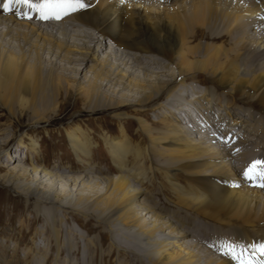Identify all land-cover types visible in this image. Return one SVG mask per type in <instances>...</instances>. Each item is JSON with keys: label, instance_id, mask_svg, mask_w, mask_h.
<instances>
[{"label": "bare ground", "instance_id": "bare-ground-1", "mask_svg": "<svg viewBox=\"0 0 264 264\" xmlns=\"http://www.w3.org/2000/svg\"><path fill=\"white\" fill-rule=\"evenodd\" d=\"M32 2L38 3L39 0ZM84 2L88 5L85 9L69 13L59 20H43L23 0H13L8 12L3 10L4 0H0V106L13 117L16 113L23 115L28 112V121L37 125L47 122V117L57 111L59 94H68L73 88L78 99L84 100L87 111L110 109L116 118L122 120L128 118V113L122 108L128 110L130 105V109L135 111L137 107L147 106L165 96L166 102L179 110L178 113L174 111V116L180 119L184 116L182 119L192 125V129L184 128L183 123L173 126L164 122V129L160 131L135 116L139 126L137 132L141 135L137 144L132 143L124 129L119 135L103 136L119 172L113 177L104 176L102 191L91 188L89 193L75 194L66 188L57 192L55 182L61 180L60 173L72 172L73 168L60 164H52L51 167L31 165L29 169L23 165L11 166L15 158H9V163H5L9 171L6 181L41 203L49 202L60 207L65 199L67 209L76 221L80 216L93 218L95 224L84 222L83 228L87 231L95 228L98 235L110 240L106 248L98 249L92 240L87 239L93 248L89 255L92 258L95 252L100 251L105 261L115 250L124 253L125 260L121 264H239V260L233 259V253L231 256L227 253L221 242L225 240L223 236H207L193 230L180 219L178 212H169L154 201L143 184L151 179L153 171H164L166 185L160 183L159 187L170 191L169 200L181 209L196 210L203 213L204 218L216 222H220L218 213L221 212L250 211L254 215L246 219L248 226L256 219L264 223V187L259 185L264 168L257 166L258 171L252 170V178L248 177L252 187L250 184L239 186L242 179L237 177L239 174L245 176L249 161L256 157L264 158V124L254 128L245 121V125L237 128L244 121L240 117V120L233 119L228 125L226 121L231 115L227 107L222 106H227L229 102L223 99L222 94L207 91V94L203 92L201 95L197 91L194 97H187L195 89L188 86L187 79L203 73L215 88L226 89L231 101L235 102L236 97L251 100L255 96V101L264 108V0ZM167 2L172 7H162V10L157 7L155 10L156 4ZM188 3L191 5L189 10ZM28 16L33 17L31 21L27 20ZM220 22L226 23V32L234 42L233 48L201 40L185 46L186 35L194 34L195 27H200L209 38L210 33L205 28ZM143 53L150 54L152 59L143 60L141 55L150 57ZM62 61L74 66L65 67ZM139 63L161 68L155 70L158 75L165 71L164 68H170L163 74L166 78L155 76L154 80H150L146 76L151 74L141 65L133 69ZM140 68L142 77L136 72ZM67 70L74 76L82 74L84 79L73 85L63 73ZM105 86L113 95L102 90ZM123 89L133 90L130 95L133 98L130 99L124 91L119 97L114 96ZM203 99L207 104H202ZM214 103L226 115L217 118L210 115L209 110L214 109ZM181 104L185 107H178ZM203 109L208 114H204ZM248 110L246 115L253 120L255 113ZM196 121L203 124L199 125ZM223 127L226 134L219 133ZM234 129L238 130L236 134ZM65 132L77 161H89L91 140L87 133L79 127ZM197 133L199 137H195ZM0 134L3 132L0 131ZM142 137L148 140L149 146L144 145ZM18 144L32 147L34 140L30 139V146L22 140ZM253 144L257 148L251 152L245 150ZM145 161L149 162V167L144 166ZM89 170L97 172L85 165L82 168L84 174L78 181L86 183V187L98 183L87 176ZM178 172H183V177L192 176L193 181L181 183V178H177L180 177ZM84 176L88 181H83ZM43 177L50 182H45ZM77 180L72 177V181ZM63 182L68 184L65 179H62ZM57 216L62 217L52 211L53 221L50 224L55 240L60 230L55 222ZM261 233L264 234V230ZM243 234L250 243L242 247L244 257L236 250L233 252L245 264H251V251L259 250L256 254L263 256L259 247L255 249L256 244L250 240L249 233L244 231ZM64 244L73 246L68 238ZM56 246L58 251L60 246ZM74 246L81 247L79 243ZM175 246L178 249H173ZM149 251L155 256H151ZM75 252L78 254V251ZM259 257L257 259L262 262Z\"/></svg>", "mask_w": 264, "mask_h": 264}, {"label": "rangeland", "instance_id": "rangeland-1", "mask_svg": "<svg viewBox=\"0 0 264 264\" xmlns=\"http://www.w3.org/2000/svg\"><path fill=\"white\" fill-rule=\"evenodd\" d=\"M166 6H168L169 8L172 7L171 3L167 2L165 4H156L155 10H157V7L162 10L161 8H165ZM187 6L189 10L191 8V5L188 3ZM27 20L31 21L32 19ZM226 28V23L222 22L210 28L206 27L205 29L210 33V37L208 38L207 36H205V33L201 32L203 30L200 27H195L194 29L196 30L193 29L194 31H196H193L194 34L186 35L187 41L185 46L187 44L190 45L201 40L202 42L205 41L207 43L221 44L228 49H230L231 47L233 48L234 42L231 36L227 34L228 32H226ZM69 45L71 44L69 43ZM111 45L114 46V44L110 43V46ZM144 55L150 56V54L147 53H145ZM43 56H45V54ZM140 57L143 58V60L152 59V56L147 58L141 55ZM61 63L68 68L74 66L73 63H65V61H62ZM145 64L146 63H139L133 69L138 68L137 66L141 65L140 67H142L143 70L145 69L148 74H151V76H146V78H149L150 80H154L155 76H158L162 79L166 78V76H163V74L165 73V71H167V69L169 70L170 68H164L163 70L165 71L159 73L158 75L156 74L155 70H161V68L157 69V67L154 68L152 66L153 64ZM142 68L136 71L140 77L143 76L142 73H140ZM68 72L69 70L63 73L65 74V76H68L67 79L73 85L76 84V82H81L84 79H82L83 76L80 73L74 76L72 75V73ZM192 77V80L194 81L190 80ZM192 77H189V80L187 78L186 79L188 86H193L195 89L190 91L187 97H194V94H197V91L201 95H203V92L207 94V91L210 94H222V96L224 97L223 99L226 100V102H229L227 103V106L222 107H227V111L231 115V117H229L228 119L226 118V123H230V121L236 118L237 120H240L242 118L244 119V121H238L240 123L237 128L245 125L246 122L250 124L249 127L256 128L263 126L262 124L264 123L262 122L264 119V108H262L261 105L255 101V96L251 97L253 98H250L251 100H246L244 99V97H242L241 99H237L236 97L235 102H233V100L231 101L230 94L226 92V89L220 90L215 88L213 83L208 80V76H206V74L197 73ZM67 79L66 81L68 82ZM102 90L110 95H113V93H111L106 86L102 87ZM120 92H118L117 95L114 96L117 98L120 96V94H122V92L128 94L129 96L133 94V90L130 91L128 89H123ZM129 98L132 99L133 96H130ZM84 103L85 102L83 99H78L73 88L70 89V92L68 94L61 92L58 96L57 111H55L53 115H49V117H47V122L39 123L37 125H32L28 121V112H25V114L23 115L16 113V115L13 117L0 106V131L3 132V134H0V264H90L89 262L100 264L101 262L105 261H107L105 262L106 264H109V262L110 264H114V262H120L121 264V261L125 260L123 257L124 253L121 251L115 252V250L109 258H106L105 261L99 254V250V252H95L93 258L89 256L93 252V248L91 245H89V243H87V239L92 240L94 244L98 246V249H102L103 247H107L110 238L98 235L97 229L95 228L90 231H87V229L83 228L82 224H84V222H89L90 225H94L95 220L93 218L80 216L79 220L76 221L74 219V215L72 214V216L69 213V209H67L65 199L63 200L64 205L61 202L62 204L59 205L60 207L52 206L49 202L41 203L40 201H37L34 196L25 195L22 189L16 187L12 182H7L6 178L9 177V171L5 163H9V158H11V160L15 158L11 166L23 165L27 169H29L31 165L42 164L48 167H51L52 164H60L64 167L73 168L74 171L72 172L67 171L60 173L61 180H56L55 182L57 192H61L66 188L75 194L89 193V190L91 188L92 190L102 191L104 187V182L102 181V179L104 178V176L113 177L116 176L119 172L114 159L110 155L109 150L102 139L103 136L119 135L121 129H124V131L128 133V136L130 137L132 143L137 144V140H140L141 135L139 136L137 132L139 126L137 121L135 120V116L144 119L146 123L148 122L147 125H149L150 127L153 126L155 127L154 129L160 131L164 129V122L166 124H172L173 126H180V124L183 123L182 126H185L184 128H187L189 130L192 129V125L188 124L187 122L185 123L184 119H182L184 116L181 119L174 116V111L178 113L179 110L175 109L173 105L167 103L165 96L157 98L154 103H151L147 106L137 107L135 111L133 109H130V105L128 110L122 108L124 112L128 113V118L122 120L116 118L113 113H111L112 111L110 109L96 110L94 112L87 111ZM204 103L207 104L205 99L202 100V104ZM178 107L183 108L185 106H182L181 104ZM220 108L218 104H215L214 109L209 110V114L213 115V117L216 118L219 116L222 117V115H226V113L224 114V111L220 110ZM248 109L252 110L255 113V117H253V120H250L248 118V115H246V113H248L249 111ZM203 110L204 114H208L205 109ZM183 112L184 111H182V114H184ZM18 117L19 121L17 120ZM196 122L199 125L203 124L202 121L201 123L199 121ZM73 127H79L81 130L86 132L87 136L91 140V158L87 162L77 161L76 155L69 144L65 130ZM225 127H223V129H220L219 133L226 134V130H224ZM234 130L235 131H233V133L236 134L238 130ZM260 130L261 129H259V131ZM194 133L196 132L194 131L192 133L193 137L195 135ZM195 137H199V134L197 133ZM30 139L34 140V145L32 147L20 146L18 144V141L22 140L25 145L30 146ZM143 142H145V146H149V142L147 139L145 141V139L143 138ZM256 146H259V144L256 143ZM255 148L257 147H255V145L253 144L251 146H248L247 149L245 148V150H249L248 152H251L252 149ZM258 150L262 149L259 148ZM20 157L22 158V160H20ZM128 161H130L129 157ZM256 161L264 162V158L256 157L254 160L252 159L247 163L248 168H250ZM131 162H127V164ZM161 162L162 161H159V163ZM234 162L236 164V161ZM85 165H88L89 169L95 168L97 170V172H93L91 170L86 172L87 176L89 175V177L98 181V183L95 184L96 187H86V183H78L79 179L84 174L82 168ZM149 165V162H144L145 167H149ZM263 165L264 163H261L257 166H259V169H261L264 168ZM257 166L253 170L258 171L259 169H257ZM52 171L56 172L55 170ZM152 174L151 179L143 184L146 193L150 195L152 199L154 198V201H156L158 204H161V206L165 210L173 213L178 212V216L180 217V219L188 223L193 228V230L197 231L198 233H201L202 235L203 233H205V235L207 236H212L213 234V237H216L214 235L223 236L225 240L222 239L221 242L224 244L229 256H231L233 251L236 250V252L238 251L237 254H241L244 257L242 247L250 245L249 241H247V239L244 237V231H247L249 233V235L251 236L250 240L254 242V244H256L255 249L258 247L260 248V245L264 242V234L261 233L262 230H264L263 221H259L258 219H256L252 221L251 224H249L251 227L246 224V219L252 218V216L254 215L253 212H221L220 214L218 213V215L220 216V222L204 218L203 213L196 210L190 211L181 209L175 203L169 200L172 195L171 192L167 189L161 190V188L159 187L161 185L160 183H162V185L164 186L166 185L164 179V171H158L156 173H154L153 171ZM178 174H180V177L177 176V178H181V183L183 184H186V182L191 183L193 181L192 176L184 175L183 177V172H178ZM87 176L83 177V181H88ZM72 177L78 178V180L72 181ZM186 177H190L191 179H187L186 181ZM237 177H240L242 179L239 186H246L250 184L248 181V177L240 174L237 175ZM42 179L45 182L49 181L46 179V177H43ZM62 179L67 180L68 184L64 182L62 183ZM137 183L138 182H135V185H139ZM259 183H262V181H259ZM249 186L252 187L253 185L250 184ZM52 211L55 212L56 215L58 214L63 217L62 218L57 216L58 219L55 220L57 226L60 229L57 236L58 238L56 237V240L52 234ZM75 214L78 215L77 213ZM64 216L66 217V219L64 218ZM67 238L69 239V242L73 244V246L76 245V243H79L81 247L78 249L76 248L77 246H65L64 241H66ZM84 243L86 245H84ZM56 244L60 246L58 251L56 250ZM234 245L239 246L233 247ZM173 249L176 250L178 249V247L175 246L173 247ZM75 250L78 251V254L75 252ZM149 253L151 254V256H155V254L151 253V251H149ZM256 253H259V250L250 252L249 256L251 259V264H261L262 262H264V254L261 252L260 254H262L263 257H259ZM88 257H90L91 260ZM257 257H259L262 262L257 259Z\"/></svg>", "mask_w": 264, "mask_h": 264}, {"label": "snow or ice", "instance_id": "snow-or-ice-1", "mask_svg": "<svg viewBox=\"0 0 264 264\" xmlns=\"http://www.w3.org/2000/svg\"><path fill=\"white\" fill-rule=\"evenodd\" d=\"M13 0H4L2 5L5 12L10 11V5ZM25 4H28L31 8L35 9L40 19H61L69 13H73L88 7L84 0H39L38 3H33L32 0H23ZM28 19H32V16H28ZM264 163L262 161H256L253 165L245 171L246 177L252 178V170L256 168L258 164ZM261 187H264V172H261ZM260 251L264 253V244L260 245ZM233 259L239 260V264H245V261L236 256L233 252Z\"/></svg>", "mask_w": 264, "mask_h": 264}]
</instances>
